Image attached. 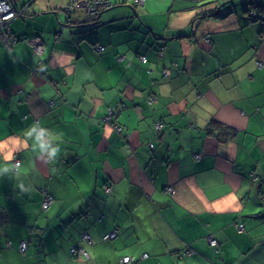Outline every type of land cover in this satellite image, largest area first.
I'll list each match as a JSON object with an SVG mask.
<instances>
[{
  "label": "crops",
  "instance_id": "0c3cea01",
  "mask_svg": "<svg viewBox=\"0 0 264 264\" xmlns=\"http://www.w3.org/2000/svg\"><path fill=\"white\" fill-rule=\"evenodd\" d=\"M110 3L0 40V264H264V0Z\"/></svg>",
  "mask_w": 264,
  "mask_h": 264
},
{
  "label": "built area",
  "instance_id": "2783aa9c",
  "mask_svg": "<svg viewBox=\"0 0 264 264\" xmlns=\"http://www.w3.org/2000/svg\"><path fill=\"white\" fill-rule=\"evenodd\" d=\"M23 1V3L21 2ZM25 1V3H24ZM34 0H0V40L2 44L8 49L15 41V37L12 34L11 30V22L19 17H21L25 10V5L27 3H30ZM67 1V7L66 10L70 13L72 12H83L86 15L94 16L97 14L99 9L101 7H109L111 5L110 0H66ZM138 5H143L144 0H133ZM22 3V5H21ZM20 39L24 40L26 44H28L33 51V53L37 56H40L43 54V42L40 36H32L29 38H25L23 36L20 37ZM102 47L98 46L95 50L102 51ZM162 49V48H161ZM140 61L142 63H146V57L141 56ZM257 65L261 66V63L257 61ZM163 74H166V72H163ZM150 101L153 102V98H150ZM111 118V113L109 115H106L103 120L108 122ZM160 124L156 123V129H160ZM114 129L117 132L121 131V128L118 125H114ZM253 180L256 179L254 175H251ZM165 192L172 193V189L170 187H167L165 189ZM52 197L49 195L47 190H42V200H41V209L42 210H48L52 204ZM238 229H242V225L238 226ZM116 235V231L112 230L111 232L105 234L103 236V240H108L114 238ZM83 238L86 239V241H89V237L84 234ZM207 242L210 246L217 248L218 243L214 239L212 235H208ZM19 250L21 252H24L27 248V242L25 240H22L19 242ZM77 252H80L81 254L85 255L84 251L82 249L77 250V248L73 247L70 249L71 254H76ZM185 253H193V251H190L189 249L185 251ZM86 256V255H85ZM143 257H147L146 254L143 255ZM120 264H135L134 260L130 256H124L120 260Z\"/></svg>",
  "mask_w": 264,
  "mask_h": 264
},
{
  "label": "trees",
  "instance_id": "16d2710c",
  "mask_svg": "<svg viewBox=\"0 0 264 264\" xmlns=\"http://www.w3.org/2000/svg\"><path fill=\"white\" fill-rule=\"evenodd\" d=\"M230 1H232V0H223L224 3H229ZM67 14H70V12H68ZM259 16H260V14L258 15L257 13L254 12L253 16H251V17L252 18H256V17H259ZM97 18H98V16H88L83 21L85 23H87L88 26L94 28L99 23V19H97ZM23 37H25V36H23ZM215 126L217 128H221V126H219V125H215ZM215 126L213 125L212 128H214ZM212 128H211V130H212Z\"/></svg>",
  "mask_w": 264,
  "mask_h": 264
},
{
  "label": "bare ground",
  "instance_id": "6f19581e",
  "mask_svg": "<svg viewBox=\"0 0 264 264\" xmlns=\"http://www.w3.org/2000/svg\"><path fill=\"white\" fill-rule=\"evenodd\" d=\"M36 1L37 0H34V1H32V2H30V3H27L26 5H25V10H24V13H23V15L22 16H24L25 15V12H26V10L28 9V7L30 6V5H32V4H34V3H36ZM22 3H23V1H21ZM22 3H21V5H22ZM24 3H25V1H24ZM104 8H107L106 6L105 7H101L100 9H99V11L97 12V14L96 15H94V16H99L100 15V12H101V10L102 9H104ZM21 16V17H22ZM88 16H91V15H88ZM20 18V17H19ZM18 19V18H17ZM16 20V19H15ZM15 20H13V21H15ZM12 21V22H13ZM12 22H11V24H12ZM12 30V29H11ZM12 34H13V36H14V33H13V31H12ZM15 37V39H16V41L13 43V44H15L16 42H19V41H24V40H22V39H20V36L19 37H17V36H14ZM26 38V37H25ZM43 42V41H42ZM43 44V52H44V43H42ZM98 46H100V47H102L103 49H102V51L104 50V46H102V45H100V44H95L93 47L96 49V47H98ZM101 52V51H100ZM111 119V118H110ZM110 121V120H109ZM108 121V122H109ZM115 125V124H114ZM114 127V126H113Z\"/></svg>",
  "mask_w": 264,
  "mask_h": 264
},
{
  "label": "clouds",
  "instance_id": "9594fccd",
  "mask_svg": "<svg viewBox=\"0 0 264 264\" xmlns=\"http://www.w3.org/2000/svg\"><path fill=\"white\" fill-rule=\"evenodd\" d=\"M67 11V10H66ZM67 13H68V11H67ZM73 13V12H72Z\"/></svg>",
  "mask_w": 264,
  "mask_h": 264
},
{
  "label": "rangeland",
  "instance_id": "374dc122",
  "mask_svg": "<svg viewBox=\"0 0 264 264\" xmlns=\"http://www.w3.org/2000/svg\"><path fill=\"white\" fill-rule=\"evenodd\" d=\"M28 12V11H27Z\"/></svg>",
  "mask_w": 264,
  "mask_h": 264
}]
</instances>
